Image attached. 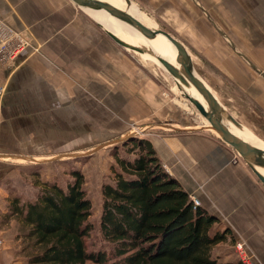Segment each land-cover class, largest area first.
Instances as JSON below:
<instances>
[{
    "label": "crops",
    "instance_id": "crops-1",
    "mask_svg": "<svg viewBox=\"0 0 264 264\" xmlns=\"http://www.w3.org/2000/svg\"><path fill=\"white\" fill-rule=\"evenodd\" d=\"M196 2L201 11L209 13L210 9L215 24L233 45L227 60L219 62L227 78V101L210 90L237 128L264 144V0ZM0 23L28 42L10 68L0 66V86L5 90L0 123L2 215L13 194L12 181L19 176L15 172L19 167L10 160L24 159L37 150L30 142L32 135L42 134L40 128L47 119L52 120L51 126L58 120L44 112H53L58 104L83 101L85 95L77 94L73 84L78 79L100 87L96 94L114 93L123 97L120 101H132L133 118L148 119L139 129L159 163L191 198L218 218L220 229L228 228L235 241L242 240L264 264V184L257 177L260 175L199 116L197 122L187 117L178 122L164 120L171 109L151 92H156L155 86L144 85L145 75L136 63L128 57L125 60L123 50L90 14L70 0H0ZM129 95V100L124 99ZM161 108L158 117L153 115ZM68 135L74 142L75 132ZM17 194L32 198L29 193ZM17 226L11 221L6 229L2 264H26L15 238ZM224 245L233 249L229 263H238L234 246Z\"/></svg>",
    "mask_w": 264,
    "mask_h": 264
},
{
    "label": "trees",
    "instance_id": "trees-1",
    "mask_svg": "<svg viewBox=\"0 0 264 264\" xmlns=\"http://www.w3.org/2000/svg\"><path fill=\"white\" fill-rule=\"evenodd\" d=\"M123 148L126 156L113 150V184L102 186L104 248L87 243L96 228L79 171L65 186L41 182L34 200L9 199L2 223L17 221L15 238L26 264H223L214 251L234 246L229 229H220L218 218L164 169L147 140L136 138Z\"/></svg>",
    "mask_w": 264,
    "mask_h": 264
},
{
    "label": "rangeland",
    "instance_id": "rangeland-1",
    "mask_svg": "<svg viewBox=\"0 0 264 264\" xmlns=\"http://www.w3.org/2000/svg\"><path fill=\"white\" fill-rule=\"evenodd\" d=\"M186 1L189 7L184 5L186 3L185 0H176L174 3L173 0H129L130 4H127L125 0H117V3L115 2L111 5L127 13L129 12L145 26L160 28L182 42L189 50L194 71L207 84L209 89L215 93L217 98L226 102L228 96L227 78L220 69L221 65H219V62L220 60H227V52L228 50L230 52L233 50V45L215 24L210 9L209 13L204 12L197 6L196 0ZM82 9L85 13L90 14L102 27L104 14L100 7L94 6L91 11ZM133 32L131 33L132 38H134ZM160 40L175 47L162 34H157L152 39V41ZM117 46L125 53V60L128 57L131 62L136 63L141 75H145L146 81L144 85L147 84L148 86V83L154 85L156 92H151L161 98L164 104L168 105V107L166 105V108L171 109V115H167L164 120L169 121L171 119L174 122H178L180 118L185 119L187 117L196 121V117L199 116L201 122L206 123L194 105L184 98L177 89L176 86L178 84L185 93L182 83L180 82L179 84V81L175 83L157 58L150 60L151 58L143 56L141 53L122 48L118 44ZM138 46L145 48L140 44ZM20 53L21 51L18 55ZM14 60L0 62V66L10 68ZM173 69L177 73L174 67ZM82 82L83 80L76 79L73 84L77 94L85 95V97L83 96V101L71 104H58V106L53 107V112H44V114L53 116L58 120L51 126L52 120L47 119L43 124V129L40 128L42 134L32 135L30 142L33 146H36L37 150L31 155L27 154L24 158L25 160H10L11 164L19 167L15 171L19 176L12 181L11 191L13 194L9 196H11L10 199L12 197L19 198V196L15 195L16 193H20L17 194L20 196L29 193L32 198L25 199L21 198V196L19 199L23 201L34 200L40 190L41 182H56L61 186H65L67 181L73 179L71 173L76 170L79 171L83 175V188L92 206L89 221L96 228L87 243L91 244L89 249L93 248L96 250L105 247L99 237L98 222L103 200L102 186L113 184V172L118 168L113 156V150L117 149L119 154L126 156L123 148L124 143L134 142L136 138L147 140L146 134L142 133L139 127L144 125V123H148V119L143 116L141 121L137 120V116L133 118L132 101H120L123 97L114 93L96 94L99 93L100 87L88 86ZM140 82L141 86H143L142 78H140ZM0 88H3L2 96L5 91L4 86H0ZM110 88L112 90L114 88L113 85ZM1 96L0 123L2 121ZM130 97L129 95L124 97V99L129 100ZM109 98L113 101H106ZM89 99L91 100L86 101ZM68 107L70 108L68 109ZM162 109L157 110L156 114H152L158 117ZM144 113L146 114V112ZM198 124L195 123L196 126H199ZM201 129L209 130L203 127ZM72 132H75L74 142L71 141V135H68ZM134 133L137 135L133 136L132 134ZM129 156L132 157V155ZM259 175L264 181V176ZM7 191L8 194H11L9 190ZM8 204L6 200V212ZM2 218L3 215L0 212V264H2L3 253L7 250V242L4 236L8 235L6 229L10 227L11 221H14L17 226L15 219H10L7 224H4L2 223ZM16 232V235H18V226ZM214 254L218 255V262L223 264L229 263L233 259V249L224 244H220L215 249ZM85 264L95 263L86 262Z\"/></svg>",
    "mask_w": 264,
    "mask_h": 264
},
{
    "label": "water",
    "instance_id": "water-1",
    "mask_svg": "<svg viewBox=\"0 0 264 264\" xmlns=\"http://www.w3.org/2000/svg\"><path fill=\"white\" fill-rule=\"evenodd\" d=\"M76 6H97L106 10L109 14L116 17L117 19L123 21L129 26L135 28L147 39H153L157 34H162L170 43H172L177 51L179 60L181 63V72L182 77L178 76L174 71L172 65L169 61L158 57L157 59L164 66L167 73L176 83L178 80H181L183 83L189 85L191 84L198 92L201 94L203 99L207 104V109L203 106L198 99L191 96L189 93H184V91L178 86L177 89L181 92L184 98H186L202 117L206 119L209 124V128L214 130L216 134L229 146H231L246 162H252L254 164L264 165V148L254 145L253 143L243 139L241 136L233 132L229 126L224 122L226 118L228 121L233 122V120L226 114L225 109L219 103L217 98L214 96L212 91L206 86V84L199 79L194 71V65L192 62L191 55L188 48L176 38H174L170 33L160 29L147 27L142 22L131 16L126 11H123L109 3L102 2L100 0H70ZM127 4H130L129 0H126ZM107 35L119 46L125 49L132 50L137 53L143 52V50L137 46H132L119 39L113 33L106 31ZM225 119V120H226ZM234 123V122H233ZM133 136L137 135L136 133L132 134ZM131 135V136H132ZM248 164V163H247ZM260 179V178H259ZM261 180V179H260ZM264 184V181L261 180Z\"/></svg>",
    "mask_w": 264,
    "mask_h": 264
},
{
    "label": "bare ground",
    "instance_id": "bare-ground-1",
    "mask_svg": "<svg viewBox=\"0 0 264 264\" xmlns=\"http://www.w3.org/2000/svg\"><path fill=\"white\" fill-rule=\"evenodd\" d=\"M100 1L105 2V3H109V4H114L117 0H100ZM81 7L84 8L85 10H89V11H91L94 8V6H91V5H85V6H81ZM101 9H102L101 11L104 14V19L102 21V28L104 30L113 33L115 36H117L119 39L123 40L124 42H126L129 45L137 46V47H139L138 46L139 44L143 45L145 48H143V47L141 48L143 50V52H141V54L143 56L151 58L150 60H152V58L155 59V58H158L160 56L163 59L165 58V60L169 61V63L175 68V70L177 71L178 75L180 77H182L181 63H180V60H179L178 51H177L176 47H173L170 44H168L166 42H163L161 40L160 41H152V39L145 38L135 28L129 26L128 24L124 23L123 21H121V20L117 19L116 17L112 16L111 14H109L103 8H101ZM133 29H134V32H133ZM132 32H133L134 38H132V36H131ZM149 40H151V41H149ZM196 76H197V74H196ZM178 81H179V84H180V82L182 83L183 89L185 90L186 93H189L191 96H193L196 99H198L199 102H201L203 104L205 109H207V105H205L200 100V97L202 99H203V97L201 96V94H199V92L191 84L187 85V84L183 83L181 80H178ZM225 119H224V122L229 126V128L233 132H235L236 134L241 136L243 139L253 143L254 145L264 148V144L262 142L254 139V138H250L249 136H247L244 133L245 130L243 131L242 129L237 128L238 126H236L233 122H232L233 124H230V121H228L227 119L225 120ZM205 121H206V119H205ZM247 163L252 168H254V170L258 174H261V175L264 176V165L262 166L261 164H254V163L249 162V161ZM257 177L260 178L259 176H257Z\"/></svg>",
    "mask_w": 264,
    "mask_h": 264
},
{
    "label": "built area",
    "instance_id": "built-area-1",
    "mask_svg": "<svg viewBox=\"0 0 264 264\" xmlns=\"http://www.w3.org/2000/svg\"><path fill=\"white\" fill-rule=\"evenodd\" d=\"M28 45L23 37L16 33H11L0 23V62L13 61L18 53ZM3 88H0V96ZM198 203L194 198H192ZM234 252L239 264H261L254 254H252L242 240L234 244Z\"/></svg>",
    "mask_w": 264,
    "mask_h": 264
}]
</instances>
